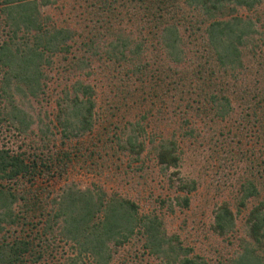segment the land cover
Segmentation results:
<instances>
[{"label": "trees", "instance_id": "trees-1", "mask_svg": "<svg viewBox=\"0 0 264 264\" xmlns=\"http://www.w3.org/2000/svg\"><path fill=\"white\" fill-rule=\"evenodd\" d=\"M53 2L0 0V131L30 141L22 149L0 141V264H42L61 242L73 250L61 253L58 264H110L118 247L132 241L139 242V255L165 264H264L262 152L239 182L235 208L222 199L211 210L210 231L225 244L235 240L226 256L212 261L130 197L71 182L45 194L31 188L36 177L64 171L70 153L57 145L92 132L97 96L87 77L96 62L114 88L102 93L109 96L104 115H129L132 96L150 98L144 111L122 124V134L107 135L99 147L127 155L140 169L149 145L160 171L173 168L166 179L174 194L158 199L159 205L169 211L188 206L195 184L176 168L177 139L194 131L187 117L215 124L234 117L233 139L250 128L264 139V0H73L72 23L56 22L44 10ZM52 71L65 79L47 91ZM30 98L51 101L49 111L33 116L26 108ZM155 101L182 117L158 136L147 133L145 121Z\"/></svg>", "mask_w": 264, "mask_h": 264}, {"label": "rangeland", "instance_id": "rangeland-1", "mask_svg": "<svg viewBox=\"0 0 264 264\" xmlns=\"http://www.w3.org/2000/svg\"><path fill=\"white\" fill-rule=\"evenodd\" d=\"M71 6H73V0H54L52 5L44 6V10L56 22L65 20L64 23H72L76 18L73 15L76 9H72ZM92 68L94 69L93 74L87 77V80L95 83L96 110L98 111V114L95 115L92 132L80 140L71 139L61 147L57 145V148L68 149L70 153V159L64 164V171L60 175L55 172L49 176L36 177L31 188H39L38 190L45 194L46 191L53 190L55 192L64 182L74 183L78 187L100 186L106 191H114L122 196L132 198L142 211L158 212L162 217L166 231L176 232L182 243L190 246L193 253H198L210 261L214 260L218 254L226 256L231 248L235 247V240H232L233 246L225 244V240L210 231L211 210L222 199L227 200L232 209L235 208V194L239 182L249 172L252 165L250 160L257 159L256 155L259 156L261 152L264 154V139L256 135L255 128L245 130L246 132L238 137L239 141L233 139L232 131L235 130L232 129L236 127L234 117L232 118L234 121L230 119L215 124L212 121L208 122L188 115V124L194 128V131L189 136L177 139L180 160L176 168L178 175L184 179L193 180L195 186L188 193V206L173 205L172 211H169L164 205H159L158 199L167 200L174 194L166 179L167 173L173 168L160 171L151 158L150 152L146 151L149 145L141 153L142 167L140 169L137 167L139 163L134 160L130 161L127 155L119 153L115 156L111 153V149L108 150V153H104L106 147H99L101 140L108 138L107 135L122 134V131L125 130V128L120 130L122 124L125 126L126 120L136 118L137 111L139 114L142 110L144 111L149 106L150 98L144 96L145 99L140 98L138 102L135 99L136 96H132L134 103H131L133 107L130 109L129 115L123 113V115L119 114L111 119L103 113V106L109 96H103L102 93L108 91V88L110 93H113L114 88H112L113 90L110 88V83L105 79L106 74L101 73V65L99 68L95 62ZM109 73L111 72L109 71ZM49 74L47 91L51 90L57 80L63 82L65 79L63 76L57 78L53 71ZM73 75L70 73L68 78H72ZM61 77L63 79H60ZM118 88L120 90L122 85H119ZM126 100L127 104L131 102L128 98ZM51 104L52 102L48 99L38 101L30 98L26 108L33 116L36 113L42 115L49 111ZM49 116L51 117V115ZM181 118L180 114L169 113L165 103L155 101L145 118L147 133L154 132L156 136L159 133L166 134L171 128L177 126V122ZM231 123H233V127ZM216 126L218 129L214 130ZM247 132L250 136L245 137ZM0 141L14 149L28 148L27 145L30 142L28 136L17 135L14 131H4L3 129L0 131ZM80 145L89 150L93 148L100 155L94 152L86 157V150H80L82 149ZM242 213L243 211H240L235 215L238 225L237 235L241 234L240 218ZM72 250L73 248L67 243L61 242L44 257L42 264H58L61 253L70 254ZM140 250L138 241L123 244L113 253L110 264H165L158 258L146 254L139 255ZM85 261V264H91L87 259Z\"/></svg>", "mask_w": 264, "mask_h": 264}]
</instances>
